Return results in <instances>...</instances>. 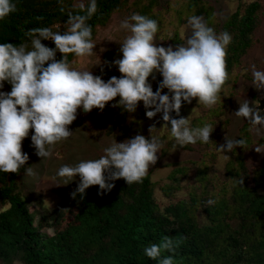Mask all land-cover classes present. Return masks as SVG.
Returning <instances> with one entry per match:
<instances>
[{
  "label": "trees",
  "instance_id": "trees-1",
  "mask_svg": "<svg viewBox=\"0 0 264 264\" xmlns=\"http://www.w3.org/2000/svg\"><path fill=\"white\" fill-rule=\"evenodd\" d=\"M190 15L203 17L217 34L227 31L231 43L227 46V71L229 80L220 93L229 91L225 102L235 96L236 78L240 61L256 44L253 38L264 19V7L258 1L241 2L222 26L215 17L214 6L204 0H188ZM18 11L0 20V43L19 44L27 40L21 29L55 27L65 25L67 12L83 14L80 4L89 0H13ZM97 12L87 21L93 29V40L99 27L106 26L114 14L139 13L163 25L157 11L160 0H96ZM65 12H60V7ZM43 16V21L35 17ZM25 21L30 23L25 24ZM188 17L178 20L187 23ZM66 31L63 30L61 32ZM175 43L177 35L171 38ZM30 43V41H29ZM55 48L51 40L42 41ZM57 60L62 54L57 52ZM72 63L76 57L69 54ZM105 65L96 74L107 82L115 76L117 66L112 64L114 53L108 51ZM11 91V85L5 82ZM228 88V91H227ZM223 102V103H225ZM219 100L216 105L204 109L203 115L194 121L193 128L201 120L212 126L219 121L222 111ZM110 108V104L104 110ZM245 124L239 139L246 145L237 147L227 165L229 180L218 189L210 166L199 168V184L189 198L171 203L162 209L155 197V183L147 175L141 183L128 185L124 179L110 181L111 191H101L98 185L89 187L83 196L73 198L79 183L64 194L62 202L51 212L40 211L35 215L21 190L20 176L31 167L30 160L19 173L0 172V264H159L144 254L151 244H159L167 236L179 240L172 256L174 264H264V155L262 165L251 172L243 156L252 145ZM127 134L124 119H120L107 134ZM213 134L210 135L211 144ZM264 144V138H263ZM200 144L203 142L198 141ZM173 187L168 189L166 195ZM214 203L209 204V201ZM50 231L52 233H50Z\"/></svg>",
  "mask_w": 264,
  "mask_h": 264
},
{
  "label": "clouds",
  "instance_id": "clouds-1",
  "mask_svg": "<svg viewBox=\"0 0 264 264\" xmlns=\"http://www.w3.org/2000/svg\"><path fill=\"white\" fill-rule=\"evenodd\" d=\"M83 14L67 12L66 31H53L52 27H34L21 29L24 42L14 44L0 43V90L5 82L11 85V91H0V172L19 173L29 161L22 150L23 141L29 136L36 154L50 158L55 146L72 137L69 126L77 119L78 110L91 112L94 108L101 111L109 102L119 97L114 107L127 112H135L139 102L147 110L151 119L162 113L164 126L171 125V138L180 146L205 144L210 142L213 126L190 127L189 118H173L175 111L180 115L182 102L198 104L211 108L220 100L223 86L229 80L227 71V46L232 37L224 31L217 34L203 19L196 15L188 17L191 35L176 50L155 43L159 31L158 21L146 15L133 13L123 19L119 28L129 34L121 43L122 58L111 62L118 67L121 77H111L107 82L92 71L77 70L69 61V54L76 58L91 57L96 45L93 42V29L87 23L97 12L96 0H89L87 6L80 4ZM18 11L13 0H0V20ZM64 13L65 8L60 7ZM43 21V16L35 17ZM30 21H25V24ZM51 40L55 48L48 47L42 41ZM30 41V43H29ZM57 52L62 59L57 60ZM154 73L162 74L163 80L157 91H153L148 82ZM253 84L264 89V70L252 65ZM167 88L173 95L163 94ZM240 102L236 117L244 118L250 125L249 131L264 126V115L259 109V101ZM153 125L149 131L153 132ZM245 139H228L220 145L218 151L232 152L246 145ZM162 147L157 137L151 139L137 134L124 142H113L104 149V155L98 159L82 160L75 166L63 165L58 177L68 184L76 176L80 183L77 193L85 194L91 186L98 185L101 191H111L115 186L110 181L124 179L128 185L141 183L149 169L158 160L157 153ZM257 152H261L256 147ZM26 176L36 177L32 167L26 168ZM214 201H209V204ZM180 241L165 236L159 244H151L144 254L159 264H174L172 256L161 258L162 252L175 253Z\"/></svg>",
  "mask_w": 264,
  "mask_h": 264
},
{
  "label": "rangeland",
  "instance_id": "rangeland-1",
  "mask_svg": "<svg viewBox=\"0 0 264 264\" xmlns=\"http://www.w3.org/2000/svg\"><path fill=\"white\" fill-rule=\"evenodd\" d=\"M160 11L163 25L156 34L155 43L157 46L165 48L172 47L176 50L191 35V27L187 23L179 24L178 20L190 17L188 10V0H160ZM211 3L215 8V17L217 22L222 26L228 18L233 14L241 2L250 3L256 0H204ZM264 7V0H258ZM129 12L114 14L109 23L104 27H99L97 35L93 40L96 47L94 55L91 57L75 58L71 63L77 70L92 71L96 75L105 65V55L108 51L114 53V61L122 58L120 51L121 43L129 34L126 30L120 29V22L129 17ZM204 19V18H203ZM205 21V19H204ZM65 25H58L55 31H63ZM177 35L178 42L175 43L171 38ZM256 44L248 51V53L240 61L234 78H236L235 96L231 102H225L226 96L229 95L227 88L226 93L220 95L222 115L216 125L213 126V142L211 144L199 143L180 146L175 138H171L170 127L164 126L162 113H158L154 118L149 119L146 116L147 110L143 102H139L135 112H127L121 107H114L119 97L109 102L110 108L101 111L94 108L91 112L83 113L82 108L78 110L77 119L69 126V130L73 132L72 137L68 140L58 143L55 146L53 154L50 158H42L36 154V149L32 146L31 135L34 130H30L29 136L23 141L22 150L28 154L31 167L37 173V176H26V172L20 176L22 183L21 190L29 201V208L38 215L40 211H53L63 199L65 193L74 188L79 182V176H76L68 184H64V180L59 178L57 173L61 166H75L82 160L98 159L104 155V149L113 142H124L137 134L144 135L151 139V135L158 138L162 147L157 153L158 160L152 165L147 175L155 183V197L162 209L171 203L189 198L191 191L199 184V168H203V164L210 166V174L215 176V181L219 187L225 186L229 180L227 173V165L232 158L231 152H220V145L226 144L228 139H239L241 128L247 124L244 118L236 117L234 113L239 109L240 102L244 100L250 102V107L255 105L252 103L259 99H264V89H257L253 82L252 65L257 70H264V19L261 27L253 35ZM118 67L115 72L117 78L121 77ZM163 77L160 73H154L149 77V83L152 85L153 91L159 89ZM8 92L5 88L0 90ZM163 94L173 95L167 88L163 90ZM204 109L198 104V99H193L189 104L182 102V108L178 118H189L190 127L193 128L194 121L203 115ZM264 115V110H260ZM120 119H124V127L127 134L116 132L107 134V131L113 127ZM204 121L201 120L196 124L202 127ZM155 126L152 134L149 131L151 126ZM252 145L244 151V158L249 169L254 171L262 165L264 155V126H257L250 131ZM259 147L261 152L256 151ZM234 150V149H233ZM173 187L171 197L166 194L168 189ZM50 233H52L50 231Z\"/></svg>",
  "mask_w": 264,
  "mask_h": 264
},
{
  "label": "water",
  "instance_id": "water-1",
  "mask_svg": "<svg viewBox=\"0 0 264 264\" xmlns=\"http://www.w3.org/2000/svg\"><path fill=\"white\" fill-rule=\"evenodd\" d=\"M258 101H259V109L260 110H264V99H259ZM82 112L83 113H87L83 109H82ZM171 115H172L173 118L179 119L178 116H177V114L175 113V111H173L171 113Z\"/></svg>",
  "mask_w": 264,
  "mask_h": 264
}]
</instances>
